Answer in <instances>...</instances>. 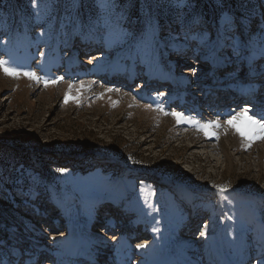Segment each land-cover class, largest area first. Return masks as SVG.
I'll list each match as a JSON object with an SVG mask.
<instances>
[{
    "label": "rangeland",
    "instance_id": "obj_1",
    "mask_svg": "<svg viewBox=\"0 0 264 264\" xmlns=\"http://www.w3.org/2000/svg\"><path fill=\"white\" fill-rule=\"evenodd\" d=\"M262 57L264 0H0V264H264Z\"/></svg>",
    "mask_w": 264,
    "mask_h": 264
},
{
    "label": "bare ground",
    "instance_id": "obj_2",
    "mask_svg": "<svg viewBox=\"0 0 264 264\" xmlns=\"http://www.w3.org/2000/svg\"><path fill=\"white\" fill-rule=\"evenodd\" d=\"M79 50V49H78ZM91 51V50H90ZM77 56L78 55V52H75V53H73V54H71L70 56H69V58L70 57H73V56ZM97 55V54H96ZM96 55H93V53H91V55H90V57H89V59H86L84 56L81 58V59H83L82 60V62L86 65V66H88V65H97V64H100V63H106V60L105 59H99V57L98 56H96ZM96 56V60H98L97 61V63L96 64H94L93 62H92V60L94 59V57ZM85 60V61H84ZM95 60V61H96ZM188 60V59H187ZM176 62V61H175ZM179 62V61H178ZM179 63H181V61L179 62ZM194 63V62H193ZM176 64V63H175ZM191 66H195V65H191ZM201 68V67H200ZM251 69V68H250ZM211 70L212 69H210L209 71H207V72H203L204 71V68L203 69H199V70H191V69H189V70H184L185 72L183 73V77L182 78H180V79H182V80H185L187 77L189 78H191V77H195L196 79H197V81H200V80H203V79H205V77L208 75V74H211ZM239 66L238 67H236L235 69H233L232 70V73H230V75H232L231 76V79H233V78H235L238 74H239ZM247 71V72H246ZM263 70H261L260 69V67L258 66V67H256L255 69H251L250 70V72H249V70L248 69H244L243 70V72L241 73V75L242 76H246V77H258L257 78V82H258V84H259V81H260V79H261V76H262V74H263V72H262ZM246 73V74H245ZM242 76H241V78H242ZM253 80H256L255 78H253ZM258 84L257 83H255V85L254 86H251V87H253V88H256V86H258ZM235 104H237V102H234ZM246 106H248V104H245ZM248 110H251L250 108L248 109ZM82 216H83V218H84V224H86L87 226H90V225H94V224H97V222H98V217H101L100 215L98 216V214H93L92 215V218H90L89 216H88V211L87 210H84L83 211V213H82ZM222 219L224 220V217L222 216ZM222 220V221H223ZM85 230H86V228H85ZM227 230V227H226V225H224L222 228H221V231L223 232V231H226ZM82 235H81V239L83 240V242H86V243H88V244H90L89 243V241H90V237L84 232V231H82ZM226 234V233H225ZM225 234L223 233L222 234V238H221V241L222 242H225L227 239H229L230 238V236L232 235L231 234V232L229 231L226 235H227V237H226V239H225ZM220 235V234H219ZM198 242H205V243H207L208 245H207V248L208 249H206L207 251L212 247V246H214V244H213V242L212 241H210L208 238H207V236H201V238L199 239V241ZM108 242H107V240L105 241V240H100V242H97V245H99L100 247H105L106 246V244H107ZM215 247H216V245H215ZM214 247V248H215ZM245 250H246V259L248 258V260H251L252 259V257L253 256H251V253H248V250H249V248L248 247H246L245 248ZM263 252L261 251V250H257V253H256V259H262L264 256H263ZM109 260V259H108ZM192 263L193 264H196V262L193 260L192 261ZM205 264H207V263H205Z\"/></svg>",
    "mask_w": 264,
    "mask_h": 264
},
{
    "label": "snow or ice",
    "instance_id": "obj_3",
    "mask_svg": "<svg viewBox=\"0 0 264 264\" xmlns=\"http://www.w3.org/2000/svg\"><path fill=\"white\" fill-rule=\"evenodd\" d=\"M3 64H4V62L0 61V65H3ZM4 70L9 75H13V76L17 75V73L12 69L5 68ZM28 75L32 78H35L34 74L29 73ZM173 115L177 116L178 121L182 118L181 114L173 113ZM229 123H231V121H229ZM205 127H207V126H205ZM237 130L240 131L239 129H237ZM260 133H264V123H261L258 120L252 119L251 117L248 118V130L246 132L240 131L241 136H244L250 140L253 138H264V137L258 135ZM206 134H208V133H206ZM221 191H224V189H221ZM139 247H144V245H139Z\"/></svg>",
    "mask_w": 264,
    "mask_h": 264
},
{
    "label": "trees",
    "instance_id": "obj_4",
    "mask_svg": "<svg viewBox=\"0 0 264 264\" xmlns=\"http://www.w3.org/2000/svg\"><path fill=\"white\" fill-rule=\"evenodd\" d=\"M204 8H205V10H206L207 12H209V10H208V6H207V5H205Z\"/></svg>",
    "mask_w": 264,
    "mask_h": 264
}]
</instances>
